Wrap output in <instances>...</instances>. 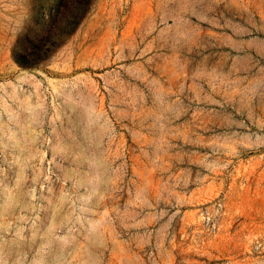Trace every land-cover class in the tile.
Here are the masks:
<instances>
[{
  "label": "rangeland",
  "instance_id": "obj_1",
  "mask_svg": "<svg viewBox=\"0 0 264 264\" xmlns=\"http://www.w3.org/2000/svg\"><path fill=\"white\" fill-rule=\"evenodd\" d=\"M0 264H264V0H0Z\"/></svg>",
  "mask_w": 264,
  "mask_h": 264
},
{
  "label": "bare ground",
  "instance_id": "obj_2",
  "mask_svg": "<svg viewBox=\"0 0 264 264\" xmlns=\"http://www.w3.org/2000/svg\"><path fill=\"white\" fill-rule=\"evenodd\" d=\"M82 130H83L84 133H86L87 132V127H83Z\"/></svg>",
  "mask_w": 264,
  "mask_h": 264
}]
</instances>
